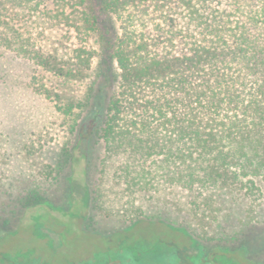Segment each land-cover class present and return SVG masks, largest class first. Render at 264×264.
Returning <instances> with one entry per match:
<instances>
[{"label": "rangeland", "instance_id": "rangeland-1", "mask_svg": "<svg viewBox=\"0 0 264 264\" xmlns=\"http://www.w3.org/2000/svg\"><path fill=\"white\" fill-rule=\"evenodd\" d=\"M182 2L0 5V264H264L263 176L189 169L178 75L123 76L201 45Z\"/></svg>", "mask_w": 264, "mask_h": 264}, {"label": "trees", "instance_id": "trees-1", "mask_svg": "<svg viewBox=\"0 0 264 264\" xmlns=\"http://www.w3.org/2000/svg\"><path fill=\"white\" fill-rule=\"evenodd\" d=\"M181 6L198 20L201 45L182 59L125 62L124 79L147 75L155 84L178 75L166 85L183 96L166 107L173 116L177 106L184 109L173 123L191 141L182 154L189 169L200 162L214 184L231 177L233 163L240 162L243 175L264 178V0H203L198 8L184 0ZM232 8L238 23L230 19Z\"/></svg>", "mask_w": 264, "mask_h": 264}]
</instances>
